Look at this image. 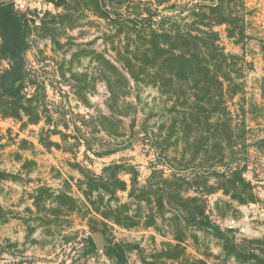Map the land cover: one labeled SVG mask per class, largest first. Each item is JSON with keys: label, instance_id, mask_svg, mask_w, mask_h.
<instances>
[{"label": "rangeland", "instance_id": "rangeland-1", "mask_svg": "<svg viewBox=\"0 0 264 264\" xmlns=\"http://www.w3.org/2000/svg\"><path fill=\"white\" fill-rule=\"evenodd\" d=\"M205 2L30 0L20 11L22 76L0 81V264H118L111 242L126 245L124 264H264V0L225 2L241 41L215 26L232 56L222 103L186 98V80L174 94L146 73L115 83L141 42L136 14L191 22ZM11 64L0 55V76ZM88 176L110 186L90 195L99 213Z\"/></svg>", "mask_w": 264, "mask_h": 264}, {"label": "trees", "instance_id": "trees-1", "mask_svg": "<svg viewBox=\"0 0 264 264\" xmlns=\"http://www.w3.org/2000/svg\"><path fill=\"white\" fill-rule=\"evenodd\" d=\"M160 4L170 0H157ZM230 0H213L211 3L195 4L192 8V21L189 22L180 14L159 15L157 10H149L147 16L136 14L131 19V25L137 31L138 40L133 55L121 59L123 70H117L116 81L121 89H126L131 81L138 83L142 80V74L150 75L151 81L158 85L162 93H175L182 84L187 85L189 93L186 98L195 96L198 100L206 99L211 102L216 97L218 102L222 103L224 86L220 76L226 75L224 64L232 57L225 53L220 44V32L215 26L227 23V36L241 41L244 38V29L242 27L231 26V22L236 18L224 17V10L227 9L225 2ZM172 5L169 8H175ZM108 15V14H107ZM159 17V20L156 19ZM146 21V24H140ZM28 20L23 13L17 11L12 2L0 5V55L8 57L11 61L9 70L4 71L0 76V81L10 80L17 82L21 79L24 53L28 48ZM152 71V75H151ZM200 77V78H199ZM192 78H196L193 80ZM198 78V79H197ZM108 87L113 94L111 77L108 78ZM189 85V86H188ZM170 87V90L163 87ZM221 90V91H220ZM212 91H214L213 94ZM202 98L200 97V94ZM9 101V100H8ZM5 115H12L7 102ZM12 105V104H11ZM88 200L91 212H100L99 203L91 200L95 191L104 187L110 189V186L94 176H88ZM102 213V212H101ZM193 219L204 216V210L198 208L191 212ZM94 222V218H91ZM118 223H121L119 220ZM204 222V220H201ZM205 225V224H204ZM93 232L98 229L91 225ZM88 240L93 247H96V241L93 234L88 236ZM181 238H178V244L172 246L169 244L167 258L177 260L180 256ZM126 245L121 242H111L107 247V254L113 257L118 264L126 262Z\"/></svg>", "mask_w": 264, "mask_h": 264}, {"label": "built area", "instance_id": "built-area-1", "mask_svg": "<svg viewBox=\"0 0 264 264\" xmlns=\"http://www.w3.org/2000/svg\"><path fill=\"white\" fill-rule=\"evenodd\" d=\"M30 0H12V3L17 11H22L28 6Z\"/></svg>", "mask_w": 264, "mask_h": 264}, {"label": "crops", "instance_id": "crops-1", "mask_svg": "<svg viewBox=\"0 0 264 264\" xmlns=\"http://www.w3.org/2000/svg\"><path fill=\"white\" fill-rule=\"evenodd\" d=\"M12 0H0V5L10 3Z\"/></svg>", "mask_w": 264, "mask_h": 264}, {"label": "water", "instance_id": "water-1", "mask_svg": "<svg viewBox=\"0 0 264 264\" xmlns=\"http://www.w3.org/2000/svg\"><path fill=\"white\" fill-rule=\"evenodd\" d=\"M93 237L95 238V234L93 235ZM95 241H96V238H95Z\"/></svg>", "mask_w": 264, "mask_h": 264}]
</instances>
